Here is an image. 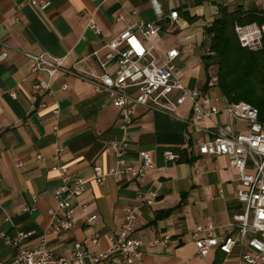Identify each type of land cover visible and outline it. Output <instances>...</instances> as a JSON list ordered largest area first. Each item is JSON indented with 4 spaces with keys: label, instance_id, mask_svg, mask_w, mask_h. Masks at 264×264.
I'll use <instances>...</instances> for the list:
<instances>
[{
    "label": "crops",
    "instance_id": "0c3cea01",
    "mask_svg": "<svg viewBox=\"0 0 264 264\" xmlns=\"http://www.w3.org/2000/svg\"><path fill=\"white\" fill-rule=\"evenodd\" d=\"M48 1L50 6L41 11L30 0H0V53L7 49L0 61V235L29 234L18 247L6 245L0 236V264H14L18 249L34 248L42 239L56 256H69L75 244L89 253L106 251L128 207L137 208L134 238L148 242L170 237L165 246H143L142 259L135 264H237L238 246L229 254L212 247L202 257L191 236L196 225L208 223L215 227L214 236H234L238 228L228 232L219 227L244 211L236 198L241 188L238 172L228 157L200 155L197 149L211 138L216 125H228L235 133L248 131L244 122L224 111L229 103L213 78L203 90L204 28L216 17L219 2L230 10L249 11L264 10V0H159L162 16L156 15L150 0ZM171 11L178 14L172 26ZM135 21L160 27L153 37L158 52L177 49L176 77L186 88L201 89L216 99L220 111L192 126L189 101L178 107L175 119L137 107L128 159L138 166L139 155L147 153L153 168L140 179L108 177L97 185L93 167L113 166L104 149L121 138L118 110L108 93L95 92L89 82L65 71L82 61L81 69L98 74L95 60L87 57ZM90 22L100 29L99 36L88 28ZM43 53L62 59L63 69L51 79V93L34 100L33 83L49 77L46 72L32 73L27 55ZM40 103L45 108H39ZM56 108L57 116L52 113ZM57 146L63 149L59 162L85 182L84 192L73 201L74 225L67 231L56 230L49 216L60 184L51 170ZM165 150L177 159L166 160ZM151 198L152 203L145 204ZM91 216L96 217L87 222ZM245 251L253 254L247 247ZM100 264L124 263L113 255Z\"/></svg>",
    "mask_w": 264,
    "mask_h": 264
},
{
    "label": "built area",
    "instance_id": "2783aa9c",
    "mask_svg": "<svg viewBox=\"0 0 264 264\" xmlns=\"http://www.w3.org/2000/svg\"><path fill=\"white\" fill-rule=\"evenodd\" d=\"M150 3L156 15L162 16L159 0H150ZM29 4L41 11L50 6L48 0H30ZM177 15V11L169 13L170 26L177 19ZM87 26L96 35L101 34L95 24L90 22ZM160 31V27L153 23L135 21L128 24L117 37L100 45L87 57L95 60L100 70L98 74L81 69L79 66L82 61L65 71L89 82L95 92L108 93L118 110L121 138L110 141L104 149L112 156L113 166L106 170L99 166L93 167V181L97 185L103 184L108 177L129 176L140 179L153 168L147 153L139 155L138 166L132 165L128 159V152L134 140L130 128L137 107L157 111L175 119L178 107L189 101L191 115L188 124L192 126L205 119H211L220 111L216 99H211L201 89L186 88L176 77L175 61L179 52L177 49L158 52L153 37ZM234 31L242 48L251 52L262 49L264 25H235ZM4 48L7 46L4 45ZM6 56L7 49L0 53V61ZM27 57L32 60L30 67L32 73L46 72L49 77L48 80L37 78L33 83L30 93L32 98L37 100L38 97L51 93V79L57 71L63 69L62 59L46 53L27 55ZM66 88L67 86L64 85L63 89ZM131 89L136 92L135 95L131 94ZM38 107L45 108V104L40 103ZM224 111L244 122L248 131L235 133L228 125H216L215 129L209 132L211 138L198 145L197 149L200 155L228 157L231 166L238 172L241 188L236 198L243 204L244 211L236 215L231 222L219 227L228 232L238 228L234 236H214L215 227L210 223L204 226L196 225L191 236L202 257L206 256L212 247L229 254L235 246H238L237 264H264V123L258 119V110L245 102L228 104ZM52 113L57 116L58 109H54ZM62 153L63 149L57 146L51 170L59 176L60 184L55 189L56 204L49 210V216L51 225L56 230L67 231L74 225L73 201L84 192L85 182L82 178L69 173L68 168L59 162ZM163 156L168 161L177 159V156L169 150H165ZM151 196L153 198L155 194ZM152 198L145 201V204H151ZM136 210L137 208L134 207L125 209L124 221L110 238L109 248L106 251L89 253L81 249L79 244H75L69 256H56L42 239L34 248L18 249L14 264H100L113 255L118 256L124 264H135L142 259L143 246H165L170 240L166 234L148 242L134 238L132 224ZM22 211H27V208L23 207ZM95 217H89L87 222L93 221ZM28 235L18 233L13 237L5 234L0 236L6 245L18 247L20 241ZM246 247L253 254L246 252Z\"/></svg>",
    "mask_w": 264,
    "mask_h": 264
},
{
    "label": "trees",
    "instance_id": "16d2710c",
    "mask_svg": "<svg viewBox=\"0 0 264 264\" xmlns=\"http://www.w3.org/2000/svg\"><path fill=\"white\" fill-rule=\"evenodd\" d=\"M264 25V10H230L217 4V14L204 28L207 52L202 57L205 69L203 90L213 78L215 86L229 104L245 102L258 110L264 123V34L263 47L251 52L242 48L234 31L235 25Z\"/></svg>",
    "mask_w": 264,
    "mask_h": 264
}]
</instances>
